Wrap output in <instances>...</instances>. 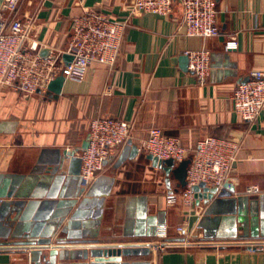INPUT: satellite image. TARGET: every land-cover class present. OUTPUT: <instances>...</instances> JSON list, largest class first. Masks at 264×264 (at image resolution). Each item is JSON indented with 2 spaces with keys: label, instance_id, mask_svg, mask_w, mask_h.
<instances>
[{
  "label": "crops",
  "instance_id": "1",
  "mask_svg": "<svg viewBox=\"0 0 264 264\" xmlns=\"http://www.w3.org/2000/svg\"><path fill=\"white\" fill-rule=\"evenodd\" d=\"M214 1L219 35L201 39L183 35L180 0L173 1L168 16L131 14L129 0H25L23 11L36 16L33 36L44 49L64 51L72 20L89 10L126 26L115 63L94 64L80 82L65 79L56 99L47 92L26 96L0 89V183L8 180L12 195L0 201V209L8 212L16 202L21 204L18 214L30 210L29 219L47 218L64 210L60 193L77 194L78 206L84 198L101 201L100 208L87 203L72 218L75 205L66 216L64 226L73 222L70 237L80 238L71 243H56L67 238L61 226L52 232L50 245H17L10 236L16 214L5 215L0 219V264H33L37 249L56 248L79 257L103 247H130L135 255L56 264H264V111L250 124L235 113L232 102L238 84L253 71L264 72V0ZM231 36L235 48L226 47ZM202 49L210 55L204 85L179 60L185 52ZM96 118L127 122L131 139L112 149L103 171L83 187L81 147ZM151 129L177 139L190 152L210 136L238 142L225 183L232 191L223 185L208 201L167 205L166 195L181 194L183 188L135 149ZM65 151L74 154L64 158ZM59 157L61 167L54 170ZM250 187L259 194L247 195ZM161 224L167 232L163 241L178 243L164 251L152 247ZM180 225L185 236L176 232Z\"/></svg>",
  "mask_w": 264,
  "mask_h": 264
},
{
  "label": "built area",
  "instance_id": "2",
  "mask_svg": "<svg viewBox=\"0 0 264 264\" xmlns=\"http://www.w3.org/2000/svg\"><path fill=\"white\" fill-rule=\"evenodd\" d=\"M42 1V0H41ZM174 0H129L131 14H155L168 16ZM25 0H2L0 4V89L9 88L26 96L46 93L48 85L58 76L76 82L82 81L94 64L112 66L116 59L126 24L111 19L99 10H89L71 22V35L64 51L44 49L33 36L36 16L23 11ZM182 19L180 29L185 37L201 39L219 35L216 26L214 0H180ZM236 37L231 36L227 48H235ZM67 55L70 62L63 59ZM188 70L200 85L210 74V55L207 50L185 52ZM235 113L245 122L254 123L264 111V72L253 71L247 81L236 86L232 95ZM131 139L130 125L121 120L96 118L89 124L88 147L80 155V178L87 187L104 169L112 149L121 148ZM240 144L236 141L207 137L199 141L190 152L173 137L149 130L148 137L136 147L138 153L152 155L160 160L172 159L179 163L189 158L186 185L181 194L171 192L165 202L173 206L179 202L191 205L192 188L203 183L207 188L221 189L226 183L232 165L237 159ZM247 195L259 194L257 187L248 188ZM185 236V228H176ZM154 247L164 251L178 243L164 242L167 238L165 225H159ZM187 238V237H185ZM184 238V241L186 240ZM151 247V245L148 244Z\"/></svg>",
  "mask_w": 264,
  "mask_h": 264
},
{
  "label": "water",
  "instance_id": "3",
  "mask_svg": "<svg viewBox=\"0 0 264 264\" xmlns=\"http://www.w3.org/2000/svg\"><path fill=\"white\" fill-rule=\"evenodd\" d=\"M2 0H0L1 4ZM49 53V49H41L39 52V55L41 57H46ZM63 59L67 62H70L72 58L70 56L64 55ZM181 67L182 69L187 68L188 64V58L187 56H182L180 59ZM65 82V77L63 75L58 76L56 79H54L47 87V93H49L54 99H56L60 94L63 87V84ZM89 145L88 140L84 142L82 145V149L85 150ZM136 149V148H135ZM73 152L65 151L62 153L64 158H67L68 156H73ZM63 157H59V161L54 166V170L61 167V163L63 160ZM147 159L152 163L153 167L159 168L165 172V174L168 176L169 174H172L174 179L178 182V185L181 188H184L186 185V174H187V168L190 163V159H184L179 163H175L172 159L167 160H160L152 155H147ZM69 178H66V181H68ZM75 179V178H74ZM65 181V183H66ZM9 181L4 180L0 183V201H3L5 198H10L12 195L11 193L7 192V189L9 187ZM225 188H229V190L232 191L231 187H228V184H224ZM81 190V189H80ZM194 198L196 201L199 199H204L205 201H208L212 199V197L215 194L219 193V189L217 188H207L203 183H200L197 186H194L192 188ZM83 192V188L81 190ZM78 195H73L72 198H69L65 196L63 193H60V198L62 199L59 203L60 211H56V213L47 214V218L44 215H37L30 219L28 218L30 216V210L23 213L22 215L18 214L21 204L20 203H12L13 207L7 212L4 210V206L0 209V219L3 217L8 216L9 214L15 213L16 214V220L18 221L16 224V227L14 228L15 231L11 232L13 233L10 236L14 239H16L18 242H14L17 245H23V246H34V245H43L47 246L50 245L51 241V235L52 232L55 229L60 228V232L62 234H65L67 238H58L56 240L57 244H64V243H71V242H77L79 237H70L71 233L68 231V228L70 225H73V222H67L65 225V218L69 214V212L72 210L73 207L76 208L74 210V213L72 214V218H76L79 216V211L85 207V205L88 203L91 207L95 210L100 208L101 201L99 200H93L89 201L86 198L79 204H77L76 197ZM1 205V204H0ZM91 215V214H90ZM89 215V216H90ZM14 218V219H15ZM51 219H54L51 221ZM47 221H51L49 224H47ZM76 224V223H75ZM74 224V225H75ZM71 228V227H70ZM10 231V230H9ZM78 235V234H77ZM8 236V235H7ZM6 244H8L6 242ZM42 250H47L46 253H42ZM135 251L133 248L130 247H103V248H90L88 251L81 254L79 257H75L73 253L69 254L67 252H58L56 248H45V249H37L33 251V258L32 262L33 264H56V260H59L61 262L66 261H73L75 259L80 260H86L88 257L91 258H121V257H128L135 255ZM58 258V259H57ZM107 264H111V262H106ZM91 264H97L91 263Z\"/></svg>",
  "mask_w": 264,
  "mask_h": 264
}]
</instances>
